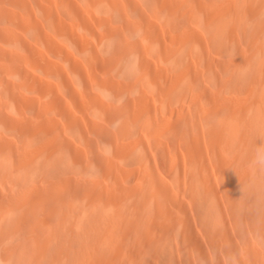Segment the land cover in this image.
I'll return each instance as SVG.
<instances>
[{"label":"bare ground","instance_id":"6f19581e","mask_svg":"<svg viewBox=\"0 0 264 264\" xmlns=\"http://www.w3.org/2000/svg\"><path fill=\"white\" fill-rule=\"evenodd\" d=\"M0 264H264V0H0Z\"/></svg>","mask_w":264,"mask_h":264}]
</instances>
